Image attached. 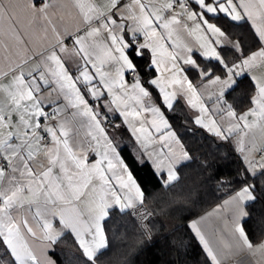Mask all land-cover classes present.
<instances>
[{"label":"snow or ice","instance_id":"1","mask_svg":"<svg viewBox=\"0 0 264 264\" xmlns=\"http://www.w3.org/2000/svg\"><path fill=\"white\" fill-rule=\"evenodd\" d=\"M53 6L7 0L0 19L20 9L51 23ZM73 7L74 30L53 24L54 44L25 46L18 62L0 69V264H103L110 240L120 238L112 225L127 218L129 246L151 243L165 217L191 213L205 197L215 208L188 227L207 264L264 258V227L259 236L251 227L258 208L264 225V0ZM178 26L195 46L174 36ZM126 132L137 145L132 159L160 186L152 207L116 142ZM198 137L211 141L207 149L188 143ZM194 165L195 179L182 183ZM213 217L223 227L209 234ZM65 237L74 250L53 260L48 253ZM166 247L164 264H187L183 241Z\"/></svg>","mask_w":264,"mask_h":264},{"label":"trees","instance_id":"2","mask_svg":"<svg viewBox=\"0 0 264 264\" xmlns=\"http://www.w3.org/2000/svg\"><path fill=\"white\" fill-rule=\"evenodd\" d=\"M248 81H245V85ZM240 102L241 109L247 107V97L244 92L239 91L234 94ZM187 110V109H186ZM189 114L191 113V110ZM183 115V113H181ZM116 142L119 143L120 147L124 149L122 156L126 162L132 167L134 174L137 176L139 182L145 189L146 197L148 198L149 206H154L152 203V197L161 195L160 186L157 184L156 178L152 175L151 170L148 167H139L136 165L132 156L136 154L137 145L133 138L130 139V133L118 135ZM189 144H193L194 147H198L199 143L211 144V141L204 142L201 138H197L194 141H188ZM214 147V145H213ZM205 149H202L203 151ZM194 155H200V152H195ZM196 177L195 165L192 170H189L188 177L182 181V183H189ZM218 201L214 197H205L202 202L195 205L192 212L187 211L175 212L164 218L166 228L160 233L153 235L151 243L145 242L142 245L130 247L134 239L133 229L131 223H128L127 218L119 224H114L112 227L115 228L117 238L110 240L111 247L103 258V264H164V262L170 257L167 255L169 241L177 240L183 241L187 245L188 255L186 257L187 264H207L206 257L201 251V246L198 241L194 238V234L188 227L189 221L194 217L200 215ZM261 219V212L259 208L256 210L253 216L251 227L256 232L257 236L260 234L261 227L264 225L258 223ZM125 224L127 227H125ZM111 235V233H110ZM163 235H167V240L162 238ZM56 253L51 255L54 260L58 257L65 258L67 254L73 251V245L71 237H65L56 246Z\"/></svg>","mask_w":264,"mask_h":264},{"label":"crops","instance_id":"3","mask_svg":"<svg viewBox=\"0 0 264 264\" xmlns=\"http://www.w3.org/2000/svg\"><path fill=\"white\" fill-rule=\"evenodd\" d=\"M0 2H7V0H0ZM12 2L15 3L17 0H12ZM19 2L24 3L26 0H19ZM53 4V8L49 9L48 13L51 23L43 17L34 18L30 13L20 9H9L8 16L0 19V69L7 70L18 62L23 56L25 46L31 50H40L54 44L53 24L61 33L65 28L72 31L77 27V10L73 7V0H53ZM174 36H178L181 43L190 46L196 45L197 38L194 35L190 36L182 26L176 28ZM21 41H23V44ZM204 96L206 99L207 94L204 93ZM192 111L195 110L192 109ZM81 134L83 135V132ZM133 139L135 141V138ZM256 139L261 143L259 133H256ZM215 206L216 204L193 219L212 211ZM217 226L223 227V224L222 222L218 224L216 217L210 218L204 225L209 234L211 228ZM34 247H36L37 255H39L40 242L37 241ZM48 255L54 260L51 252ZM247 259L251 261V264H264V258L259 256L247 257Z\"/></svg>","mask_w":264,"mask_h":264},{"label":"rangeland","instance_id":"4","mask_svg":"<svg viewBox=\"0 0 264 264\" xmlns=\"http://www.w3.org/2000/svg\"><path fill=\"white\" fill-rule=\"evenodd\" d=\"M256 141H257V144L259 145V144H260L259 140H258V139H256Z\"/></svg>","mask_w":264,"mask_h":264}]
</instances>
